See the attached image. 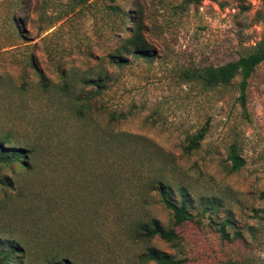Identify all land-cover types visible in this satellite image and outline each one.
Returning a JSON list of instances; mask_svg holds the SVG:
<instances>
[{"label": "rangeland", "instance_id": "374dc122", "mask_svg": "<svg viewBox=\"0 0 264 264\" xmlns=\"http://www.w3.org/2000/svg\"><path fill=\"white\" fill-rule=\"evenodd\" d=\"M136 20L149 48L115 65ZM263 34L264 0H0V143L32 151L29 169H0V250L25 241L21 264L57 251L140 264L150 249L177 264H264V62L245 111L239 76L204 89L183 75L248 55ZM151 182L190 220L173 226ZM149 219L178 244L133 241L132 223Z\"/></svg>", "mask_w": 264, "mask_h": 264}, {"label": "trees", "instance_id": "16d2710c", "mask_svg": "<svg viewBox=\"0 0 264 264\" xmlns=\"http://www.w3.org/2000/svg\"><path fill=\"white\" fill-rule=\"evenodd\" d=\"M87 1L88 0H75V4L83 6ZM185 1L186 3L197 5L202 0ZM142 30V23L140 22V20H136L132 27V31L129 33V36L125 41V44L122 45L118 50H116L115 55L110 56V59L113 60V64L119 65L120 62L117 60V58H121L120 55H118L119 52H122L123 54H128L129 52H131V54L135 56H142L144 54V50L149 48V46L145 41ZM262 62H264V34L261 40L254 47L252 52L248 55L217 67L209 66L203 69H187L183 72V75L186 81L199 82L204 89L228 86L232 82V80L239 76L240 82L238 85V100L241 108L245 111L248 80L253 74L255 68ZM102 79V77H98L93 82H96L94 84L97 85ZM205 133L206 129H201L195 135L189 137L188 145L185 148V151L191 152L197 150L201 141L205 137ZM2 145L3 144L0 143V169L1 167L11 169L14 166H17L20 170H27L30 168V155L32 152L31 150L15 148L3 150ZM228 160L231 163V172L239 171L244 165L242 159H240L236 153L235 146L230 147ZM5 182V177H0V186H4L6 184ZM153 184H158L159 188H163L164 190L160 195L162 196L165 208L172 213L173 226L178 227L186 221H189L191 217L188 214L184 203L176 204L175 202L170 201L164 193V184L151 182L149 184V188H152ZM129 234L133 241L148 242L154 238H158L164 243H167L171 246H175L179 242L178 234L174 229H163L160 226L159 222L154 219H149L146 221H135L134 223H132L129 229ZM7 242V249L4 251L0 250V257L3 258L1 262L3 264H12L16 260V264H21L22 260H24V258L28 256L27 252L30 251L28 244L25 241L21 242L16 241L15 239ZM63 252L64 251H57L49 254L45 253V264H76V262L70 258V254L68 252ZM138 261L140 264H148L150 262L154 264L178 263L173 257L159 254L154 249H150L147 255L139 256Z\"/></svg>", "mask_w": 264, "mask_h": 264}]
</instances>
